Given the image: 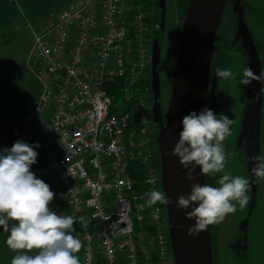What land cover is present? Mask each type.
<instances>
[{
  "label": "built area",
  "instance_id": "2783aa9c",
  "mask_svg": "<svg viewBox=\"0 0 264 264\" xmlns=\"http://www.w3.org/2000/svg\"><path fill=\"white\" fill-rule=\"evenodd\" d=\"M147 1L71 0L18 26L39 92L0 132V149L39 143L32 171L56 194L50 207L77 220L80 264H175L166 205L137 207L163 191L140 85L151 67Z\"/></svg>",
  "mask_w": 264,
  "mask_h": 264
},
{
  "label": "clouds",
  "instance_id": "9594fccd",
  "mask_svg": "<svg viewBox=\"0 0 264 264\" xmlns=\"http://www.w3.org/2000/svg\"><path fill=\"white\" fill-rule=\"evenodd\" d=\"M215 75L235 79L228 69L218 68ZM253 81H264V72L256 75L251 68H245L240 83L246 87ZM180 123L182 130L170 155L178 157L187 169L185 179L196 182L175 203L178 209H190L186 218L195 223L187 228V233L195 237L222 223L238 208H245L251 184L247 178L226 170L228 158L234 153L226 152L224 141L232 134L233 119L205 107L199 114L192 111L183 116ZM38 147L39 143L17 140L10 148L0 149V228L7 233L6 245L15 253L11 264H80L76 254L83 243L74 235L77 220L57 214L50 207L56 194L32 171ZM250 161L254 165L251 173L257 180H264V156L250 157ZM220 173L223 175L216 181L217 186L198 182V176L215 177ZM145 195V203L137 206L138 211L173 203L163 191L152 189ZM182 227L177 225L178 230Z\"/></svg>",
  "mask_w": 264,
  "mask_h": 264
},
{
  "label": "rangeland",
  "instance_id": "374dc122",
  "mask_svg": "<svg viewBox=\"0 0 264 264\" xmlns=\"http://www.w3.org/2000/svg\"><path fill=\"white\" fill-rule=\"evenodd\" d=\"M224 0V4H225ZM244 10V23L250 30L258 48L259 57L262 59V72H264V0H246ZM41 6V5H40ZM40 6H35L37 9ZM239 6V5H238ZM224 10V7H223ZM222 10V14H223ZM185 16V15H184ZM165 43L162 47L161 76L162 87L165 95V104L171 96V82L176 64V52L178 45V34L184 18H180L175 0L165 1ZM23 20L31 21L30 17L21 16ZM20 22V23H21ZM245 35V34H244ZM3 42V43H2ZM30 39L28 33L22 28H13L0 36V124L3 120H16L20 115L29 112L39 92V86L30 72L28 66V55ZM231 49V48H230ZM247 49V46H246ZM151 53V46H150ZM233 50H228L223 69L233 72L235 79L219 78V101L216 104V114L223 113L234 120L231 126L232 134L224 141L225 150L234 155L228 158L226 170L234 176L240 175L247 178L252 186L253 174L251 168L254 166L250 161L251 153L247 147L236 141L240 140L241 129L247 128V143L251 140V123H245L247 116L253 112L251 101L255 91L246 96V87L240 83L245 68L253 66L246 63ZM261 93L264 98V81H261ZM260 156H264V101H262V119L260 122ZM244 138V137H243ZM223 175L217 174L212 181H216ZM256 192L250 197L248 205L237 209L235 214L229 215L222 223L210 226L211 242L217 254H212L213 264H264V180H257ZM248 218V222H247ZM247 223V224H246ZM247 225L245 237L247 245V261L235 255L234 239L236 234L242 233L243 226ZM7 233L0 228V264H11L15 255L5 243Z\"/></svg>",
  "mask_w": 264,
  "mask_h": 264
},
{
  "label": "water",
  "instance_id": "95a60500",
  "mask_svg": "<svg viewBox=\"0 0 264 264\" xmlns=\"http://www.w3.org/2000/svg\"><path fill=\"white\" fill-rule=\"evenodd\" d=\"M165 1L160 0L165 13ZM224 0H189L184 19L178 34L176 64L171 82V96L168 102L165 121L162 117L159 96V78L156 70L159 57L156 53V42L151 52V82L154 94V104L151 110L153 122L158 124V145L160 158V173L163 192L173 200L166 205L168 232L175 264H213L210 227L199 235H188L187 228L195 221L186 218V211L176 207V200L181 194L187 195L191 184L196 181L185 179L187 169H184L179 158L170 155L179 139L182 130L180 123L183 116L195 111L199 114L204 109L209 91L213 45L222 16ZM243 30L249 55L254 64V73H261L260 61L249 29L243 17L238 16V33ZM255 88L253 103V148L255 156L259 150L260 115L262 104L261 81H253L248 89ZM215 86L210 88L214 92ZM199 173V168H196ZM198 182L205 183V176H198ZM256 177L252 178V195L256 192ZM177 225L183 227L179 230Z\"/></svg>",
  "mask_w": 264,
  "mask_h": 264
},
{
  "label": "flooded vegetation",
  "instance_id": "af4514ba",
  "mask_svg": "<svg viewBox=\"0 0 264 264\" xmlns=\"http://www.w3.org/2000/svg\"><path fill=\"white\" fill-rule=\"evenodd\" d=\"M246 2H247L246 0H226L225 4H224V13H225V9L227 7H229L230 4H231V6L233 5V8H231V12H232V14L234 16L233 18L235 20V30L233 32L234 35L230 37V40H231V49L230 50H233L234 52H236L240 56V58L242 59L240 62L244 66H246V63H248L249 66H250V63H251V65L253 66V72H254V64H253L252 59H251V57L249 55L248 49H246L247 40H246V37L244 35V32H243V30H241L240 33H238V31H237V28H238V16L241 14L242 17H243V20H244V13L248 12L247 10L243 9V7L246 5ZM234 3H235V5H234ZM239 4H241V7L238 8L237 5H239ZM149 10H150L151 17H154L157 20V22L153 26L152 34H151L152 35V38H151V52H152L153 44H154V42H156V46H155L156 47V53H157V55L159 57V61L157 63L156 70H157V73H158L159 88H160L159 96L157 97V101L160 103L162 117H163V120L165 121V114H166L168 102H167V104H165V100H164L165 99V95H164V92H163L162 76H161L162 47L164 46L163 44L165 43V17H164L165 13H163V7H162V5L160 3V0H152V5H151V8ZM249 32H250V30H249ZM252 39H253L254 45L256 47L255 40H254V38H252ZM256 51H257L258 58H259V61H260V67H261V73H262V59L259 57V53H258V48L257 47H256ZM223 67H224V65L220 64L219 66H216V69L223 68ZM215 73H216V70H213V67L211 65V75H210L211 78H210V83H209V91H208V94L206 96L204 108L209 106L210 88L212 87V85H213L215 80H216V83H214V84L216 85V88L219 87V78L216 77ZM212 80H214V81H212ZM253 90L255 91V93H254L253 99L251 101L252 108H253V103H254V97H255V94H256V89L255 88L248 89V86L246 87V96L250 95ZM218 99H219V96H218ZM147 100H148L150 109L152 110L153 104L155 102L153 89H152V82H151L150 93H148V99ZM262 101H264V98H262ZM213 102L217 103V100L214 99ZM251 114L253 115V112ZM252 115L251 116L248 115L247 118H246V121H245V123H248V124L251 123V126H252L251 132L249 134V135H251V140H249L250 143L248 144L247 143L248 140H246V138H248L249 130L247 128H243V127L241 129L240 135H242L244 138L241 137L240 140H238L236 142L238 143V145L242 144L244 149H246L245 147H247L248 151L251 153V156L253 157V156H255V151H254V148H253L254 138H253V135H252V131H253V123H252V120H251ZM261 119H262V104H261L260 122H261ZM260 131H261V128H260ZM260 131H259L258 156H260ZM158 132H159V126H158V124H155L153 126V133L155 134V133H158ZM251 189H252V186H251ZM247 222H248V218H247ZM246 224L243 226L242 233L236 234L235 239H234V251H235L234 253H235V255H240L241 259H243V261H244V259L247 261V245H246L247 243H246V240L243 238V237H245V231L247 229V225ZM212 254H213V257H214V254H217V249H215V247L213 249V246H212ZM213 262H214V260H213ZM242 264H247V263L244 262Z\"/></svg>",
  "mask_w": 264,
  "mask_h": 264
},
{
  "label": "trees",
  "instance_id": "16d2710c",
  "mask_svg": "<svg viewBox=\"0 0 264 264\" xmlns=\"http://www.w3.org/2000/svg\"><path fill=\"white\" fill-rule=\"evenodd\" d=\"M188 3H189V0H175L176 9L181 19L184 18ZM151 5H152V0H148L146 7L150 9ZM239 7H241V4H239L238 8ZM231 8H233V5L231 6L230 4L229 7L225 9V13L223 10V14L219 22L215 42L213 45V57H212V64H211L213 67V70H216V66H219L220 64L224 65L227 52L231 48L230 37L234 35L233 32L235 30V20L233 18L234 16L231 12ZM244 8L245 7H243V9ZM149 22L154 25L157 22V20L154 17H151ZM214 83H216V80L214 81ZM214 83L212 86H215V90L212 94L210 93L209 95V106H207V108L211 109L214 113H216L215 108H216L217 103L216 102L214 103L213 100L216 99L218 102L219 88L218 87L216 88V85ZM140 85H141L142 95L146 99H148V93H150V88H151V67L150 66L147 69L146 77L144 78V80L141 82ZM20 116H22V114ZM13 121L14 120H9V121L3 120V123L0 124V132L3 130L8 131ZM157 137H158V133H155L154 140H153L154 162H155V165L158 171H160L159 145H158ZM213 179L214 177L212 176H205V183L212 185Z\"/></svg>",
  "mask_w": 264,
  "mask_h": 264
},
{
  "label": "crops",
  "instance_id": "0c3cea01",
  "mask_svg": "<svg viewBox=\"0 0 264 264\" xmlns=\"http://www.w3.org/2000/svg\"><path fill=\"white\" fill-rule=\"evenodd\" d=\"M70 1L0 0V35L17 28L22 15L30 17L34 22L53 18ZM35 6H40V8L37 9Z\"/></svg>",
  "mask_w": 264,
  "mask_h": 264
}]
</instances>
